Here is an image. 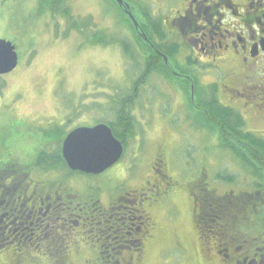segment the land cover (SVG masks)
<instances>
[{
    "label": "flooded vegetation",
    "instance_id": "flooded-vegetation-1",
    "mask_svg": "<svg viewBox=\"0 0 264 264\" xmlns=\"http://www.w3.org/2000/svg\"><path fill=\"white\" fill-rule=\"evenodd\" d=\"M148 1L111 0L118 13L110 36L131 22L144 65L126 73L134 93L113 99L111 119L70 130L48 121L36 135L28 131L36 119L17 121L13 110L1 128L0 264H264V189L218 179L207 155L195 164L172 159L165 143L145 166L132 107L155 76L177 87L173 106L207 138L189 111L201 112L195 99L211 91L264 138V0H155L143 22ZM119 49L134 54L124 43ZM98 124L121 144L119 160L101 173L71 169L65 138Z\"/></svg>",
    "mask_w": 264,
    "mask_h": 264
},
{
    "label": "rangeland",
    "instance_id": "rangeland-1",
    "mask_svg": "<svg viewBox=\"0 0 264 264\" xmlns=\"http://www.w3.org/2000/svg\"><path fill=\"white\" fill-rule=\"evenodd\" d=\"M39 1L0 0V38L12 41L19 54L18 66L0 75V134L4 125L11 126L9 114L13 110L18 112L17 121L36 119L34 124H28V131L36 135L41 134L48 121L64 123V129L70 130L75 124L109 120L113 99L125 92L134 93L133 77H127L126 73H140L144 68L139 54L142 51L128 38V28L118 29L111 44H93L81 32H68L70 25L60 16L40 13ZM155 2L149 0L143 8L154 13ZM69 3L75 15L93 19L95 26L87 29V33L104 30L110 35L118 13L111 0H69ZM121 43L134 52L131 57L120 52ZM173 91L177 92L175 85L155 76L138 87L139 97L132 107L137 127L143 126V164L150 163L157 143H165L172 159H181L183 163L187 157L195 164L198 158L205 161L207 155L213 171L235 178L232 186L256 188L257 179L229 151L219 147L216 134L207 138L204 131L187 125V110L176 109L172 104ZM181 131L185 132V139L180 136ZM171 172L179 171L171 166ZM213 179L216 180L215 175ZM261 203L264 208V201ZM185 208L189 218L188 206Z\"/></svg>",
    "mask_w": 264,
    "mask_h": 264
},
{
    "label": "trees",
    "instance_id": "trees-1",
    "mask_svg": "<svg viewBox=\"0 0 264 264\" xmlns=\"http://www.w3.org/2000/svg\"><path fill=\"white\" fill-rule=\"evenodd\" d=\"M137 7L139 8V4H137ZM39 11L42 14L49 13L52 17L60 16L65 19L70 25L68 32L71 30L81 32L93 44L107 43L106 45H108L114 41L110 35L107 36L105 34L104 30H94L92 35L87 33V29H92L93 26H95L93 19L75 15L69 0H40ZM123 18L124 16L121 13V25L126 24ZM151 18L150 9L146 7L143 8V22L144 20H149ZM126 26L128 27L129 34H131L132 41L135 42L136 47L140 48L143 52L140 39L136 34V29L133 24L130 22V25L126 24ZM195 100V106H198L201 112L195 111L192 105L190 107L193 111H189V115L191 117L196 116V127L209 131L212 134H216L219 147L222 150L229 151L231 156H233L246 169H249L251 174L258 181L256 188L263 190L264 138L248 130L239 112L219 102L214 91H211L206 99L204 98V95H202V97L197 96ZM52 137L58 138L55 134H52ZM54 165L55 161H53L52 166L54 167ZM217 178L235 183V178L232 177V175H223L219 173ZM261 201L262 200H259V202Z\"/></svg>",
    "mask_w": 264,
    "mask_h": 264
},
{
    "label": "water",
    "instance_id": "water-1",
    "mask_svg": "<svg viewBox=\"0 0 264 264\" xmlns=\"http://www.w3.org/2000/svg\"><path fill=\"white\" fill-rule=\"evenodd\" d=\"M18 64L16 45L0 38V75L12 72ZM122 150L105 124L78 127L68 133L63 143V155L69 167L87 173L105 171L119 160Z\"/></svg>",
    "mask_w": 264,
    "mask_h": 264
}]
</instances>
